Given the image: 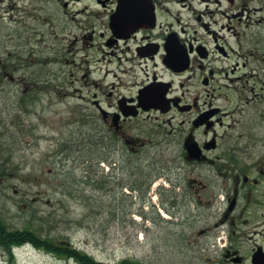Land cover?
Returning <instances> with one entry per match:
<instances>
[{"label":"flooded vegetation","instance_id":"1","mask_svg":"<svg viewBox=\"0 0 264 264\" xmlns=\"http://www.w3.org/2000/svg\"><path fill=\"white\" fill-rule=\"evenodd\" d=\"M40 1L76 29L88 175L154 212L212 213L198 238L222 264H264V0Z\"/></svg>","mask_w":264,"mask_h":264},{"label":"rangeland","instance_id":"2","mask_svg":"<svg viewBox=\"0 0 264 264\" xmlns=\"http://www.w3.org/2000/svg\"><path fill=\"white\" fill-rule=\"evenodd\" d=\"M48 9L40 0H0V216L6 225L109 264H222L216 234L198 238L201 216L212 213L154 212L134 191L88 175L87 160L100 149L87 147L83 101L68 96L69 72L79 70L67 62L76 29L57 28ZM145 165L143 158L139 180ZM0 264L80 263L32 244L15 248L12 259L0 244Z\"/></svg>","mask_w":264,"mask_h":264},{"label":"trees","instance_id":"3","mask_svg":"<svg viewBox=\"0 0 264 264\" xmlns=\"http://www.w3.org/2000/svg\"><path fill=\"white\" fill-rule=\"evenodd\" d=\"M30 243L36 247L42 248L48 252L64 255L68 258L75 259L80 264H109L97 260L94 256L69 246L67 243H53L46 238L43 239L38 233L30 229L10 230L2 217L0 216V244L7 247L11 258L14 259V246H21ZM115 264H140L132 259H125Z\"/></svg>","mask_w":264,"mask_h":264}]
</instances>
